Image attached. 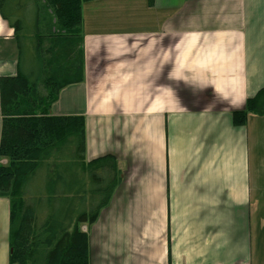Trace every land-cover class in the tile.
<instances>
[{"label":"crops","instance_id":"crops-1","mask_svg":"<svg viewBox=\"0 0 264 264\" xmlns=\"http://www.w3.org/2000/svg\"><path fill=\"white\" fill-rule=\"evenodd\" d=\"M5 16L0 79L20 71ZM80 34L81 77L50 111L84 117L86 162L116 163L109 201L78 225L89 264H264V115L232 118L264 87V0H90ZM9 224L0 197V264Z\"/></svg>","mask_w":264,"mask_h":264},{"label":"trees","instance_id":"trees-1","mask_svg":"<svg viewBox=\"0 0 264 264\" xmlns=\"http://www.w3.org/2000/svg\"><path fill=\"white\" fill-rule=\"evenodd\" d=\"M86 1L6 0L10 15L0 0L14 27L20 65L19 73L0 79V197L9 201L8 264H89L87 235L78 225L96 220L117 180L112 156L85 161L84 117L50 111L62 86L81 77L75 74L82 69ZM63 61L69 63L46 71ZM248 114L264 115V87L232 111L234 124H244Z\"/></svg>","mask_w":264,"mask_h":264}]
</instances>
